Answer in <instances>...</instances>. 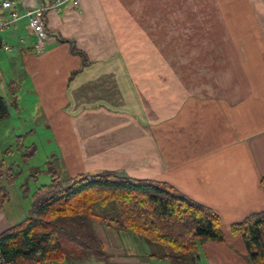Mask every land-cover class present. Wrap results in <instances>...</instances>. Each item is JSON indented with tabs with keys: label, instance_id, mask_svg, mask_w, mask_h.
Instances as JSON below:
<instances>
[{
	"label": "crops",
	"instance_id": "obj_1",
	"mask_svg": "<svg viewBox=\"0 0 264 264\" xmlns=\"http://www.w3.org/2000/svg\"><path fill=\"white\" fill-rule=\"evenodd\" d=\"M12 1L0 3V22L46 3ZM45 20L53 39L44 50L21 20L0 33L11 48L0 51L15 50L10 61L47 106L68 105L70 140L59 148L70 177L164 182L219 216L224 241L201 243L196 264H249L230 229L264 208V0L67 1ZM7 228L0 212V233ZM94 232L108 264H148L127 232L102 223Z\"/></svg>",
	"mask_w": 264,
	"mask_h": 264
},
{
	"label": "trees",
	"instance_id": "obj_2",
	"mask_svg": "<svg viewBox=\"0 0 264 264\" xmlns=\"http://www.w3.org/2000/svg\"><path fill=\"white\" fill-rule=\"evenodd\" d=\"M71 52L82 55L75 48ZM80 70L73 71L69 81ZM7 116V103L0 95V120ZM51 171V182L32 195L29 216L0 233V255L6 264L74 263L88 257L108 263V255L91 230L95 223L116 224L115 228L161 249L150 258L175 263L196 264L201 243L224 241L214 211L164 182L119 178L113 172L99 171L76 175L64 184ZM261 183L264 186V176ZM5 200L7 195L0 187V207ZM107 207L117 209L118 220L94 212ZM66 220H72L69 227L58 224ZM230 230L241 237L248 263L264 264V208Z\"/></svg>",
	"mask_w": 264,
	"mask_h": 264
},
{
	"label": "rangeland",
	"instance_id": "obj_3",
	"mask_svg": "<svg viewBox=\"0 0 264 264\" xmlns=\"http://www.w3.org/2000/svg\"><path fill=\"white\" fill-rule=\"evenodd\" d=\"M178 53L179 51L176 52V54ZM13 55H15V50L12 53L0 51V95L8 107V116L0 120V187L7 195V200L2 203L0 212L9 227L22 223L29 216L32 195L37 188L51 182V170L58 174L64 184L71 178L59 148V144L65 143V139L70 140V134L66 128L65 112L68 105H64L63 98L59 97L55 102L57 105L53 108L47 106L40 93H34L32 79L24 70L21 62L19 60L10 61V57ZM180 57L184 62L186 56ZM199 70H203L205 74L211 73L207 66L199 67ZM189 84L193 87L199 85L195 81ZM204 84L209 85L208 83ZM55 111H60V115L64 116V121L61 123L62 129L57 125L58 114ZM94 212L100 217L118 220L115 208H96ZM71 223L72 220L58 222V224L68 227ZM114 225V227L110 225L108 227L123 232L115 228L116 224ZM91 230L94 232V224ZM125 234L131 237L132 247L138 254L144 256L145 252L147 254L161 252L159 247L150 246L130 233ZM78 249L81 250V246ZM149 259L145 261L148 264H192ZM60 264H67V261ZM72 264L108 263L105 260L100 263L96 259L88 257L82 260L77 259Z\"/></svg>",
	"mask_w": 264,
	"mask_h": 264
},
{
	"label": "built area",
	"instance_id": "obj_4",
	"mask_svg": "<svg viewBox=\"0 0 264 264\" xmlns=\"http://www.w3.org/2000/svg\"><path fill=\"white\" fill-rule=\"evenodd\" d=\"M1 7L5 10L11 9L13 7L12 0H0ZM69 1L72 7H77L79 5V0H46L43 5H37L33 2L25 5L21 11H14L9 15V18L5 21L0 22V33L6 29L17 25L21 20L26 22V30L31 34L34 39V48L41 52L44 50L46 43L52 41V37L49 36L46 30V15L50 11L59 12L65 3ZM20 42L23 39L20 38ZM0 47L5 51H10L9 45L5 44L0 40ZM0 264H6L0 255Z\"/></svg>",
	"mask_w": 264,
	"mask_h": 264
}]
</instances>
